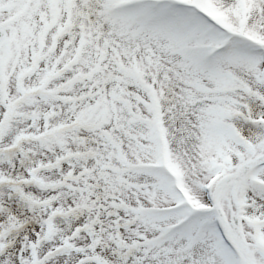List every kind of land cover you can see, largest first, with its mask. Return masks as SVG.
I'll return each instance as SVG.
<instances>
[{
	"label": "snow or ice",
	"instance_id": "snow-or-ice-1",
	"mask_svg": "<svg viewBox=\"0 0 264 264\" xmlns=\"http://www.w3.org/2000/svg\"><path fill=\"white\" fill-rule=\"evenodd\" d=\"M0 264H264V0H0Z\"/></svg>",
	"mask_w": 264,
	"mask_h": 264
}]
</instances>
